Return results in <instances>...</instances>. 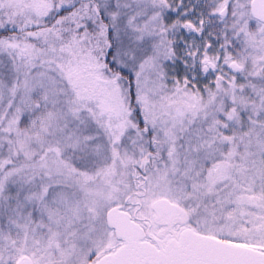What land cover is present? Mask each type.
<instances>
[{
    "label": "snow or ice",
    "instance_id": "1",
    "mask_svg": "<svg viewBox=\"0 0 264 264\" xmlns=\"http://www.w3.org/2000/svg\"><path fill=\"white\" fill-rule=\"evenodd\" d=\"M0 264H264V0H0Z\"/></svg>",
    "mask_w": 264,
    "mask_h": 264
}]
</instances>
